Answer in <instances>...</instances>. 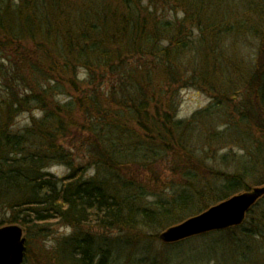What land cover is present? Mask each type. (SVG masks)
I'll list each match as a JSON object with an SVG mask.
<instances>
[{
    "label": "trees",
    "instance_id": "1",
    "mask_svg": "<svg viewBox=\"0 0 264 264\" xmlns=\"http://www.w3.org/2000/svg\"><path fill=\"white\" fill-rule=\"evenodd\" d=\"M194 1L0 0V211L10 213L11 223L29 229L75 221L123 230L140 215L170 227L264 184L250 181L264 175V39L243 89L249 103L242 119L258 136L247 165L240 162L232 173L212 172L189 146L192 121L165 112L171 102L164 93L183 84L182 57L189 46L184 24L191 19L187 15L170 23L167 14L188 5L192 14L195 9L200 14L204 6L195 7ZM256 5L251 4L250 13L263 17V6ZM258 6L261 11L255 10ZM217 11L212 17L216 23L202 30L205 42L215 46L222 29L217 23L224 19V11ZM126 55L145 60L143 67L128 71ZM205 63L211 71L210 61ZM78 68L86 70V85L93 90L85 91L75 81ZM136 72L141 74L134 78ZM117 77L113 89L109 82ZM99 79L109 95L98 87ZM55 90L77 96L61 104L52 99ZM33 107L43 118L14 132L13 116ZM76 137L96 168L93 177L86 178L84 168L71 163L65 144ZM163 160L180 190L172 189L174 196L159 201L156 210H146V196L162 190L153 183L159 176L153 167ZM51 164L71 171L58 178L46 170ZM247 220L244 236L264 237V196L243 223ZM70 245L74 264H113L109 250L89 239Z\"/></svg>",
    "mask_w": 264,
    "mask_h": 264
},
{
    "label": "rangeland",
    "instance_id": "2",
    "mask_svg": "<svg viewBox=\"0 0 264 264\" xmlns=\"http://www.w3.org/2000/svg\"><path fill=\"white\" fill-rule=\"evenodd\" d=\"M254 2L262 5L264 9V0H197L194 1L195 7L204 6L200 14L195 11L196 9L192 14L191 5L175 6L167 14L170 23H174L175 18L185 19L187 15L191 19L184 24L186 29L184 34H188L189 46L182 57L186 65L183 84L172 88L168 95L163 92L171 102L165 112L171 111L176 120L192 121L193 126L187 131L191 137L189 146L195 150V155L204 158V164L214 173H232L240 162H242L241 167L247 165L250 152L254 151L252 141L258 138L249 123L242 119L248 108L245 105L249 103L243 91L244 83L248 82L251 76L257 53L264 39V16L250 13L255 8H250ZM217 9L220 12L224 11V19L220 18V23H217L222 29L218 30L219 44L215 46L213 43L205 42L206 35L202 30L216 23L212 17L217 14ZM255 10L262 9L258 6ZM225 25L231 27L232 31H226ZM218 55H223L224 60ZM124 60L128 71L143 67L145 61L128 55ZM207 60L210 61L211 71L205 66ZM195 68L196 70L193 71ZM140 74L136 72L133 77ZM87 78L86 70L83 68L76 70L75 81L79 83L78 85L85 91L93 90L91 86L86 85ZM97 81L98 87L103 88L104 93L109 95L105 82L101 79ZM117 83L118 77L112 79L109 86L115 89L118 87ZM70 96L74 98L77 95L70 90L63 94L55 90L52 99L63 104L72 99ZM2 97L3 88L0 85V101ZM43 116L44 113L34 107L20 111L11 119V129L18 133L23 132L32 126L34 120H41ZM220 133L223 137H219ZM65 148L70 155L72 165L80 164L84 168L86 178L96 175V168L94 165H89L86 152L80 146L78 137L67 140ZM255 156L259 158V154L255 153ZM223 157L225 159L222 160ZM153 169L159 173L158 180L153 183L154 185L159 183L157 186L162 187V190L146 196L143 200L146 210H156L159 201L174 196L172 189L180 190L181 187L176 185L179 180L166 170L165 160L159 161ZM46 170L62 178L70 173L71 168L62 164H51ZM145 175L149 177L150 174L145 173ZM250 181L260 184L264 182V175L256 174V179ZM168 183L177 188L168 187ZM181 214L177 212L176 216ZM136 218L131 226L123 230L88 227L75 221L52 222L29 229L18 225L22 228L23 237L26 239V252L22 264H32V262L33 264H74L71 260L70 242L72 240L81 242L84 239L91 240L98 248L108 249L113 264H264V237L244 236V231L249 230L248 220L241 224L242 227L239 225L237 228L206 233L177 243L166 244L160 241L159 235L169 227V224L163 225L164 222L158 224L156 220V222L145 221L140 215ZM0 225V228L15 225L11 223L8 211H0Z\"/></svg>",
    "mask_w": 264,
    "mask_h": 264
},
{
    "label": "water",
    "instance_id": "3",
    "mask_svg": "<svg viewBox=\"0 0 264 264\" xmlns=\"http://www.w3.org/2000/svg\"><path fill=\"white\" fill-rule=\"evenodd\" d=\"M264 196V186L254 187L217 203L196 216L171 226L159 235L161 242L177 243L182 240L221 231L241 225L249 210ZM26 239L18 225L0 228V264H22Z\"/></svg>",
    "mask_w": 264,
    "mask_h": 264
},
{
    "label": "bare ground",
    "instance_id": "4",
    "mask_svg": "<svg viewBox=\"0 0 264 264\" xmlns=\"http://www.w3.org/2000/svg\"><path fill=\"white\" fill-rule=\"evenodd\" d=\"M257 187H259V186H257ZM262 197H263V196H262ZM262 197H261V198H262ZM261 198H260V199H261ZM260 199H259V200H260ZM259 200H258V201H259ZM258 201H257V202H258ZM257 202H256V203H257ZM228 229H229V228H228ZM225 230H226V229H225ZM221 231H223V230H221Z\"/></svg>",
    "mask_w": 264,
    "mask_h": 264
}]
</instances>
